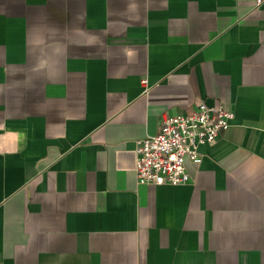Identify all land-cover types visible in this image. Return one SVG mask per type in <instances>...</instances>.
Returning <instances> with one entry per match:
<instances>
[{
    "label": "crops",
    "instance_id": "0c3cea01",
    "mask_svg": "<svg viewBox=\"0 0 264 264\" xmlns=\"http://www.w3.org/2000/svg\"><path fill=\"white\" fill-rule=\"evenodd\" d=\"M202 102L190 181L138 184ZM0 264H264V0H0Z\"/></svg>",
    "mask_w": 264,
    "mask_h": 264
},
{
    "label": "built area",
    "instance_id": "2783aa9c",
    "mask_svg": "<svg viewBox=\"0 0 264 264\" xmlns=\"http://www.w3.org/2000/svg\"><path fill=\"white\" fill-rule=\"evenodd\" d=\"M262 1L256 0V5ZM141 85L146 92V78L141 79ZM232 118V110L222 102L211 106L202 102L187 114H161L156 134L135 142L137 183H188L190 173L187 165L199 162L200 146L213 143L221 132L229 128Z\"/></svg>",
    "mask_w": 264,
    "mask_h": 264
}]
</instances>
